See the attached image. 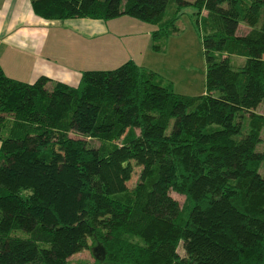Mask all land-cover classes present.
<instances>
[{"label": "trees", "instance_id": "1", "mask_svg": "<svg viewBox=\"0 0 264 264\" xmlns=\"http://www.w3.org/2000/svg\"><path fill=\"white\" fill-rule=\"evenodd\" d=\"M30 5L45 21L147 24L152 52L190 6L203 92L175 94L131 61L82 71L75 87L27 84L0 69V264H70L83 250L93 264H264V145L254 152L264 133L255 113L264 102V0ZM230 55L243 64L233 68ZM132 166L140 170L128 188Z\"/></svg>", "mask_w": 264, "mask_h": 264}, {"label": "crops", "instance_id": "2", "mask_svg": "<svg viewBox=\"0 0 264 264\" xmlns=\"http://www.w3.org/2000/svg\"><path fill=\"white\" fill-rule=\"evenodd\" d=\"M130 20L45 21L33 14L30 0H0V69L19 82L44 77L69 87L78 84L82 71L110 70L127 61L157 73L150 52L152 27ZM123 28L134 31L135 37L120 35Z\"/></svg>", "mask_w": 264, "mask_h": 264}, {"label": "rangeland", "instance_id": "3", "mask_svg": "<svg viewBox=\"0 0 264 264\" xmlns=\"http://www.w3.org/2000/svg\"><path fill=\"white\" fill-rule=\"evenodd\" d=\"M191 1V0H189ZM173 4L169 3L167 12L172 9ZM128 18V17H125ZM135 23V20H130ZM113 23V22H112ZM120 25L124 23L118 22ZM149 27L147 24H143ZM176 32L161 39L158 52H152L156 57L157 64V76L160 77L161 83L164 86H170L172 91L178 95L185 96H198L203 92V80H204V61L202 50L200 46V39L194 22L193 10L190 6L181 10V15L174 23ZM114 28V27H113ZM242 28H239V32ZM115 32V30H113ZM134 31L127 30L126 28L118 31L120 35L129 36L134 38ZM238 32V33H239ZM125 48L130 49L129 46ZM124 50V49H123ZM126 51V50H124ZM114 56L111 57L114 58ZM230 64L233 68L239 67L243 64L244 59L230 55ZM48 87L49 84H47ZM255 113L264 116V102H262L256 109ZM246 127L243 126L241 134L246 133ZM72 137H75L74 135ZM99 143L94 140L88 141V146L97 148ZM264 145V133L260 134V141L255 146L254 152L258 153L262 150ZM139 168L132 166V173L127 187L131 188L136 182ZM259 174L264 173V162L259 165ZM170 197L177 202L179 207L182 205L183 198L181 196L170 193ZM21 234V233H19ZM177 254L181 257L182 252L180 247L177 248ZM70 264H93L91 253L87 250H83L75 255H72L69 259Z\"/></svg>", "mask_w": 264, "mask_h": 264}]
</instances>
